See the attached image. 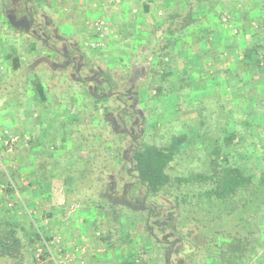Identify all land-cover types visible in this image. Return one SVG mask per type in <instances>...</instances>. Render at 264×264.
Segmentation results:
<instances>
[{
    "label": "rangeland",
    "instance_id": "1",
    "mask_svg": "<svg viewBox=\"0 0 264 264\" xmlns=\"http://www.w3.org/2000/svg\"><path fill=\"white\" fill-rule=\"evenodd\" d=\"M3 1L7 10L3 13L0 8V57L9 59L4 66L10 70L11 84L8 90L0 89V98L6 100L0 112V170L5 173L3 185L15 190L16 202H40L41 218L49 215L52 207L47 206L52 202L62 203L58 210L65 224L75 212L87 208L86 203L106 200L114 204L120 234L117 226H104L105 214L91 207L94 213L90 216L95 215L96 223L93 232L102 246L122 254V262L133 257L135 264H240L239 258L234 261L232 236L227 237L226 232L242 237L238 230L244 225L253 233L250 247L241 253L243 264H264V205L256 214L239 212L253 195L257 180L224 202L204 198L202 192L209 186L197 182L173 184L150 197L129 163L130 153L142 144L164 146L172 136L184 134L187 140L171 164V173L188 177L206 172L209 155L217 146L213 140L221 137L226 124L222 116L228 117L230 111V126L241 131L242 122L249 119L254 141L264 145L261 73L257 71L254 79L246 75L250 80L247 96L249 90L255 96L252 108L249 100L243 107L236 92L240 83L234 82V73L241 70L240 50L251 41L264 0H188L196 4L193 11L203 22L202 30L206 26L220 38L215 40L209 33L207 39L201 37L206 44L200 46L180 30L175 38L179 44L167 51H160L166 39L162 26L181 13L183 0H0V4ZM146 4L150 9L145 13ZM185 42L188 47H182ZM202 48L208 55L201 58L197 54ZM258 55L262 57L264 52ZM15 58L19 60L16 71L12 69ZM57 69L65 71L64 81L54 79ZM213 76H219V81L214 82ZM37 80L44 102L37 98ZM218 92L221 99L214 98ZM19 95L26 99L30 120H23L21 109L16 112ZM104 96L107 101L94 111L91 98ZM256 112L261 121L256 122ZM61 127L76 139L73 154L80 153L84 138L80 144L92 150L84 159L89 161L69 158V140L65 150L60 148ZM12 135L19 136V141L6 150L3 142ZM238 140L236 136L235 147L229 148L231 162L235 160L258 177L264 156L252 151L249 140L246 144ZM242 154L246 160L238 158ZM40 173L46 174L47 181L36 180ZM0 197V202L10 203L12 212L20 211L1 186ZM71 204L78 207L73 214ZM33 232L43 234L39 229ZM41 240L33 244L31 254L36 247L43 251ZM77 247L85 248L81 243ZM222 252L226 253L221 263ZM78 264H85L84 259H78Z\"/></svg>",
    "mask_w": 264,
    "mask_h": 264
},
{
    "label": "trees",
    "instance_id": "2",
    "mask_svg": "<svg viewBox=\"0 0 264 264\" xmlns=\"http://www.w3.org/2000/svg\"><path fill=\"white\" fill-rule=\"evenodd\" d=\"M183 1H184L183 6L181 5L180 7L181 13L175 14L173 17L170 18V20L167 21V23L164 26H162L164 27L162 31H165L164 33H165L166 39L164 40V44L161 47L160 51L162 50L167 51V49L172 44H176V45L179 44L178 43L179 41L178 40L176 41L175 38L179 37L176 34L180 30L183 32V35H186V37H192L193 39H195L196 41L195 43L199 42L201 44L200 46H204L206 44L205 40H202L201 37H203V39H207V37L209 36V33H210V36H213L215 38V40L220 38V37H217L218 33H215L212 30L208 31V28L206 26H205V30H202L204 27V25L201 26L203 22H200V20L196 18L195 16L196 14L193 11V8L195 7L196 4H189L190 2L188 0H183ZM3 3L5 2L4 1L1 2L0 8L3 13L4 12L6 13L7 5ZM187 6H190V8L188 7L189 11L186 14L184 13L182 14V11L184 9H187L186 8ZM26 7H28V5ZM149 9L150 7L148 6V4L144 5L145 13ZM260 11L261 12L259 13V16H257L255 20L256 21L255 24L257 25V28L254 30L253 34L251 35V41L246 42V45L242 47V49L240 50L242 57L239 60V67H241V70L240 72L234 73V77L236 76L234 79L235 80L234 82L240 83V85L236 88V92H239V94L237 93L236 94L240 96L239 98H241L240 100L243 103V107H244L245 101L249 100L250 102L249 105L252 108V103H254L253 98L255 97L254 95L253 96L251 95L252 90L248 91L249 96H247L246 91L250 87L249 86L250 80L246 79V75L250 74L252 75L250 78L253 77L254 79V76H256L255 73L258 71L261 73V76H262V79L259 78V80H261L260 83L262 84L264 82V55L262 57H259L258 55L260 51L264 52V8ZM156 31L154 33H156ZM188 46H189V42H185L184 44H182V47H188ZM203 49L204 48L198 51L199 54H197V55H200L201 58L204 55H208L207 52H205ZM182 50L183 49L179 50L178 52L180 51L182 52ZM151 53L154 54L156 52H151ZM237 53L238 52L236 51V54ZM161 56H163V54H161ZM12 63H13L12 69L16 71L19 68L18 59L17 58L13 59ZM54 75H55L54 77L55 80L64 81L67 78L65 71L60 70V69H57V71L54 72ZM219 78H220L219 76L218 77L213 76L212 80L214 82H218ZM229 81L227 79V82H225L227 86H228ZM209 83L210 82L207 81V85ZM35 88L38 94V97H37L38 100L41 102L42 101L44 102L45 98H44L43 89L41 88L38 80L35 82ZM219 97H222L219 92L217 94H214L215 99H221ZM262 100L264 102V97L262 98ZM105 101H107L106 96L96 98V99L91 98L92 109L94 111L95 110L98 111L99 110L97 108L98 104L101 105ZM243 107H242V110H243ZM107 110L108 109L105 108V111ZM230 113L231 111L229 112V115H228L229 120H228V117L222 116V119L225 120L226 124L223 128V131H222L223 133L221 137L218 140H215V141L213 140V142L217 144V146L214 148V151L210 153L209 155L210 159L208 160L209 161L208 167H207L206 172L204 173L194 174L188 177L174 176L171 173V164L174 162L175 158L181 152L183 145L186 143L187 138H186V135L184 134L172 136L169 143H167L164 146H157L154 144L144 143L142 144L140 148H135L130 153L131 156L129 157V163L132 165L135 171L136 180L139 183V185L142 186L146 190V193L148 194V196L153 197L155 195H158L159 193L167 191L168 188H171L173 184L179 186L181 184H187L189 182H197V183H200L201 186L203 185L209 186L206 188L207 190L202 192V196L204 198L208 199L209 201L216 200V201L224 202L230 198L235 197L238 193L246 190L249 186L254 184V181L257 180L256 188L254 190L253 195L250 196V198L246 201L247 203H245L244 205H242V207L239 208L241 209L239 210V212L244 210L246 214H253V213L256 214L257 213V209L260 206L264 205V166L258 177H256L252 173L244 171L240 166L234 163L235 160L233 161V163L231 162L233 155L231 157V149L229 148L235 147V145H233V140L237 136L239 137L238 141L240 143H244L249 140L252 143L251 145L252 151L254 153L256 152L260 154L262 156L261 158H263L264 145H258L254 141L253 131L251 130V128L253 127V124L250 123L249 119L242 122L243 129H241V131H235L234 127L230 126V119L232 116ZM261 117L262 116L260 115V113L256 112V116H255L256 122H257V119L261 121ZM102 119H103L102 120L103 122L108 121L106 118H102ZM73 122H75V120H73ZM62 123L63 125L67 126L66 123L64 122ZM110 124L113 126V123L110 122ZM57 125L60 126V124H57ZM63 125L61 124V126ZM69 125L71 126L72 124H69ZM229 128H232V131H229ZM60 130H61V137L59 139H60V142L62 143L60 148L65 150L66 149L65 146L68 140L70 144H72L68 152V153L72 152L71 157L69 158L74 159V161L76 162L79 161L80 163L82 161H85V162L89 161V160H84V159H86L87 156L89 157V155L92 154L91 152L92 150L90 149L87 150L86 146L82 145L84 144L83 143L84 138L81 136L82 141H80V143L82 144L79 143L81 151L80 153H77L76 155V154H73L74 149L72 150L73 146H75L76 144V139L74 140L73 133L71 131L66 130L65 127H61ZM247 136L249 137L248 139H246ZM205 137L209 139V136H205ZM54 138L55 137H53V140ZM245 151L247 152L246 148H245ZM81 153H84L85 156H82ZM245 154L239 155L238 158H240L241 160H246V158H243ZM117 155L118 154H115L114 157L116 156L117 158ZM11 171L13 174L12 178H15L16 180L17 175L14 172V168ZM45 175L46 174L40 173L35 178L38 182L47 181V178H45L46 177ZM50 176L51 178H53L55 175H50ZM4 179H5V173L3 172V170H0V186H1L2 191L5 193V195H8L9 200H11L12 202H16V199H18V197L14 198L12 196L15 190L10 188L9 184L4 186L3 185ZM221 202H217V203H221ZM84 203H86V201ZM100 203L101 204H98L97 202H92L91 204L86 203V205L88 208L93 207L96 210V212L104 213L106 216L104 226H108L109 228L111 226H117V229L119 231L118 235H119L120 230H121V223L118 222L120 216L117 217L113 215L117 211L116 210L117 206L109 202H106V200H103V202H100ZM253 208L255 211H253ZM230 213L228 215H230ZM224 220L226 221V218ZM30 221L31 220L29 218L24 223H22L23 222L22 221L20 223H16V225H12V228L10 229V231H8L7 234L4 235L0 239V258H9L11 260L15 259L18 261L23 260L24 255L21 253L20 250L24 249V246L22 244V236H25V235L21 234L20 235L21 237H20L18 234H19V231L22 233L24 230L28 228L30 229L32 228L33 223ZM213 221H216V218H214L213 220H210V224H212ZM242 222L243 220L241 221V223ZM242 227L243 228L238 230L239 231L238 233L243 235L242 237H238V236L236 237L235 236L236 234L226 232L227 237H228V234L229 236H232V238H230V245L232 246V249H233L232 252H234L232 253L234 257V261L239 258L240 264L245 263V260L243 261L242 259L243 255L241 253L242 251H246L247 248L250 247L252 243V233H253L247 226L243 225ZM40 240H41V234L38 232H33L32 238L30 237V240H29L30 244H28V246L34 249L33 244L35 243L37 244L38 242H40ZM125 240H126V236H125V239H122V241L125 243ZM234 244H237L238 248ZM225 253L226 252H222L221 257L218 259L219 262L222 263L224 261L223 254ZM43 258L44 257L41 256V259ZM121 264H135V260L133 259V257H131L130 259H124V261Z\"/></svg>",
    "mask_w": 264,
    "mask_h": 264
},
{
    "label": "crops",
    "instance_id": "3",
    "mask_svg": "<svg viewBox=\"0 0 264 264\" xmlns=\"http://www.w3.org/2000/svg\"><path fill=\"white\" fill-rule=\"evenodd\" d=\"M8 61H9L8 58L0 57V78H3V81H1L0 79V89L1 90L2 89L8 90V87L11 84V78L9 79L10 76L7 77L8 75L7 73H10V70H7L6 67L4 66L5 63H7ZM19 97H20L19 103L16 104V107H15L16 112L18 113L19 110L21 109L24 115L23 120H26V119L28 120L29 118L28 116L31 114V112L29 111L30 109L28 108V106L26 107L24 106V102H26V99H22L20 95ZM21 103H22V108L21 107L19 108L18 106H20ZM5 104H6V100L3 96L0 98V112L5 109L6 107ZM18 122H19V119L15 115L14 125L16 128H17L16 125H18ZM40 122L41 120L39 121L37 120V123H40ZM15 159L16 160L14 164L18 160V157H15ZM27 193H30V190H28L27 192H24L25 195H27ZM4 197L7 198V196H4ZM30 199L31 201H34V197H30ZM61 205L62 203L57 204L56 202H52L51 205L47 206L48 208L49 206L52 207V209H49L50 215L48 216L46 215V217L41 218V216H39V213L41 212L40 208L42 206L40 202H29V201L28 202H15L16 211L20 210L18 213L12 212L10 210L9 208L10 203L0 202V239L4 235H6L7 232L10 231V229L12 228V225H16V223H20L22 221H23L22 223H24L29 218L31 220L30 222L33 223L32 229L28 228L24 230L22 233L19 231V234H18L19 236L21 234L25 235V236H22V244L24 246V249L20 250L21 253L24 255L23 260L18 261L15 259L11 260L9 258H0V264H78V259H81V258L84 259L85 264H121L122 263L121 261L122 254H117L115 250L113 251V250L106 249L104 246L101 245L100 242H98V237L95 236L93 232L96 226L95 225L96 224L95 215L90 216V213L91 214L94 213L92 209L88 207L87 208L83 207V209L80 212L79 211L75 212L76 209H78V207L76 206L77 204L76 205L71 204V206H68V207L71 208V213L73 214V212H75V214L74 216L72 215V217H70L69 220L65 224L63 221H61L62 216L59 215L60 210L58 209L61 208ZM23 208H25L26 210H23ZM53 208L54 209L56 208V209L53 210ZM29 209L32 213H34L35 212L34 210H36L38 215L36 213L27 215V212L31 213L28 211ZM21 212H23L24 214ZM38 229L41 230V232L43 233L41 235L46 239V240H41L42 243L44 242V247L42 251V256L44 257L43 259L37 258L36 251L31 254L32 248L28 246V244H30L29 240H30V237L32 238L33 231L38 230ZM60 237L63 238V241L61 243H60V240H61ZM79 243L83 244L85 248L78 249L79 247H77V245ZM74 248L75 250H73ZM77 251H80V252L75 253ZM32 257H35L34 258L35 260Z\"/></svg>",
    "mask_w": 264,
    "mask_h": 264
},
{
    "label": "built area",
    "instance_id": "4",
    "mask_svg": "<svg viewBox=\"0 0 264 264\" xmlns=\"http://www.w3.org/2000/svg\"><path fill=\"white\" fill-rule=\"evenodd\" d=\"M19 141V136L17 135H12V136H9L7 139L4 140L3 142V145H4V149H8V150H11L12 146L17 142ZM81 251V250H80ZM36 255H37V258H41L42 256V249L39 248V247H36Z\"/></svg>",
    "mask_w": 264,
    "mask_h": 264
}]
</instances>
